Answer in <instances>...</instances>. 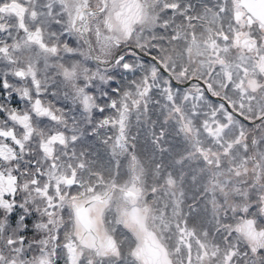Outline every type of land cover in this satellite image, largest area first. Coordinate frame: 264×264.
I'll return each mask as SVG.
<instances>
[{"label":"snow or ice","instance_id":"obj_1","mask_svg":"<svg viewBox=\"0 0 264 264\" xmlns=\"http://www.w3.org/2000/svg\"><path fill=\"white\" fill-rule=\"evenodd\" d=\"M0 264H264V0H0Z\"/></svg>","mask_w":264,"mask_h":264}]
</instances>
